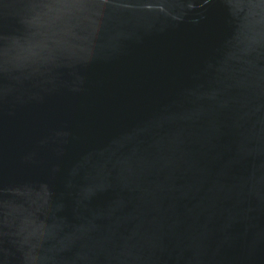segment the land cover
Instances as JSON below:
<instances>
[{"label":"water","instance_id":"water-1","mask_svg":"<svg viewBox=\"0 0 264 264\" xmlns=\"http://www.w3.org/2000/svg\"><path fill=\"white\" fill-rule=\"evenodd\" d=\"M0 264H264V0H0Z\"/></svg>","mask_w":264,"mask_h":264}]
</instances>
